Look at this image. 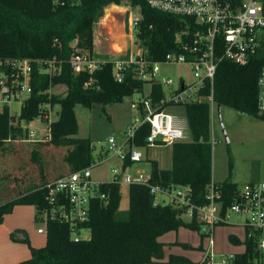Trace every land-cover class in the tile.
Here are the masks:
<instances>
[{
	"label": "trees",
	"instance_id": "trees-1",
	"mask_svg": "<svg viewBox=\"0 0 264 264\" xmlns=\"http://www.w3.org/2000/svg\"><path fill=\"white\" fill-rule=\"evenodd\" d=\"M121 2L83 0L77 4H61L54 3V0H0V60L27 59L31 65L32 89L16 123L15 115L10 114L8 108L0 112V151H12L8 148L21 133L19 123L31 122L43 115L45 111L41 106L44 103L58 104L60 109L58 118L50 123V139L38 144L66 150L56 166L53 179L48 180L42 175L14 191L15 196L10 194L9 199L0 204V221L5 209L16 204H32L39 212L46 205V183L91 164V139L77 137L76 105L91 108L95 104L119 103L124 97L142 90L144 82L134 78L130 72L122 81H116L109 61L99 63L92 73H75L69 63L75 49L93 55L94 22L106 5ZM130 2L140 6L142 19L138 35L148 55L159 60L167 52L176 50L174 35L186 26L187 20L153 9L145 0ZM48 60L52 61L51 74L38 65V61ZM263 64V57H256L245 65L219 62L212 85V101L264 120L257 105V78ZM86 82L90 84L85 86ZM57 84L66 86L64 96L48 93L49 88ZM152 91L155 98L162 96L159 85H154ZM209 92L207 87L203 96L207 97ZM184 110L191 138L172 143L169 168H161L157 160H149V183L188 186L191 200L197 206L208 203V186L213 183L221 193L222 208L226 209L234 201L239 186L228 178L212 182L210 104L207 100L189 103ZM147 132L148 124L140 126L132 144L144 146ZM33 158L42 162L37 148L33 151ZM130 164L129 159L124 163L125 167ZM98 190L104 197L97 194L90 199L88 219L78 225V228L88 229L89 240L73 239L68 223L48 220L44 246L30 247V258L15 264H152L163 258V243L158 240L159 236L186 226L197 230L201 239L204 238L195 218L186 222L181 217L182 211L171 204L154 205L155 197L145 184L128 185L126 210H120L119 184L102 182ZM229 239L239 243L233 236L229 235ZM244 245V251L234 254L231 264H264L254 262L260 256L254 239L245 237ZM179 262L188 263L184 258L169 256L168 263Z\"/></svg>",
	"mask_w": 264,
	"mask_h": 264
},
{
	"label": "built area",
	"instance_id": "built-area-1",
	"mask_svg": "<svg viewBox=\"0 0 264 264\" xmlns=\"http://www.w3.org/2000/svg\"><path fill=\"white\" fill-rule=\"evenodd\" d=\"M82 1L54 0V3L77 4ZM123 2L128 8H137L140 12L138 16H132L129 12L123 23V42L119 49L112 52L123 56L96 59L87 51L75 49L69 59L75 73H92L99 63L109 61L113 65L112 74L116 81H122L125 74L130 72L134 78L144 82L142 90L135 91L133 94L137 97L132 98L129 103L130 109L138 113L141 119L125 128V137L120 143H116L112 137L108 140V151L111 156L120 160L118 165L110 169L111 178L108 181L119 185L145 184L155 197L154 205L171 204L182 211L181 217H186L187 220H184L187 222L195 218L206 239L207 248L201 260L176 264H231L234 254L216 259L217 253L213 250L215 228L220 224H230L228 219L231 213L242 217L240 224L245 229V237L254 239L256 243L260 256L254 262H264V182L249 183L239 188L232 204L223 209L221 193L213 183L208 186V203L197 206L191 200L190 187L150 184V173L145 177L143 171H129L132 165L142 161L141 148L159 144L171 146L174 142L185 141L188 130L186 116L180 117L168 112V109L204 100L212 102V85L219 62L231 61L245 65L256 57L264 58V0H145L153 9L187 20L186 26L174 35L177 49L167 52L159 60L148 55V50L138 35L142 19L140 6L133 5L130 0H122L120 4L111 3L105 7L119 8ZM121 10L125 12L127 8L122 7ZM99 19L100 17L96 20L97 24L104 28L105 22ZM192 26L193 29L190 28ZM93 36L95 37L94 31ZM38 65L44 72L52 73L51 60L38 61ZM162 65L177 67V78L162 72ZM30 78L31 65L27 59L0 60V112L8 108L10 113L14 102L21 109L32 92ZM89 84L90 82H86L85 86ZM154 85H159L162 89V96L159 98H155L153 94ZM257 86L258 111L264 115V64L259 71ZM207 87L210 92L204 97ZM41 107L45 112L38 118L47 127L37 141L50 139L51 110L54 106L44 103ZM144 124H148L145 145L136 146L132 142L137 129ZM127 159L131 164L125 167ZM100 183L102 182L92 179L91 165L46 183V205L40 210L45 226L38 228L37 233H46L48 220L66 222L71 231L79 229L78 225L88 219L90 199L97 194L104 197L98 190ZM157 195L165 196L168 201L159 200Z\"/></svg>",
	"mask_w": 264,
	"mask_h": 264
},
{
	"label": "rangeland",
	"instance_id": "rangeland-1",
	"mask_svg": "<svg viewBox=\"0 0 264 264\" xmlns=\"http://www.w3.org/2000/svg\"><path fill=\"white\" fill-rule=\"evenodd\" d=\"M122 7H126L127 10L123 12ZM122 7L115 10L112 7L103 9L99 20L105 22L104 28L95 21L93 57L96 59L123 56L112 54L119 49V45L123 42L125 31L123 23L126 22L129 12L132 16H138L140 12L137 8H128L124 2ZM133 38H136L135 32H133ZM161 71L174 79L177 78L178 68L175 66L162 65ZM48 93L64 96L66 86L63 84L53 85L49 88ZM136 97L137 95L133 94L124 97L122 102L105 106L101 104H95L91 108L82 105L75 106V115L79 126L77 137H89L92 141L90 165L92 179L97 182L110 180V169L120 162L108 151L109 138L112 137L116 143H120L125 137V128L132 122L137 123L141 119L138 113L130 109L129 106L130 100ZM208 102L210 104V137L212 143V182H220L228 178L236 182L239 188L249 183L264 182V120L240 113L228 106L218 105L213 101ZM10 108V113L15 115L16 123L20 105L14 102ZM59 109L58 104L52 108V121L58 118ZM168 112L178 114L183 118L186 116L182 106L169 108ZM19 127L21 133H18L17 138L11 142L12 145L8 148L12 151H0V204L6 202L10 194L15 196L14 191L42 175L48 180L53 179L57 172L56 166L62 161L66 153L65 148L52 145L42 147L38 144L43 141H37V138L43 136L44 128L47 127L46 123L40 121L38 117L31 122L21 121ZM190 138L191 135L187 130L185 141H189ZM36 148L41 153L42 162L33 158V151ZM141 152L143 153L142 161L132 165L129 169L130 172L143 171L144 176H148L150 159L157 160L161 168L166 169L171 165L170 145H152L141 148ZM120 191V210H126L128 207V185H120ZM157 198L163 202L168 201L162 195H157ZM184 219L187 220L186 217ZM228 221L241 222L242 217L231 213ZM44 226L43 214L38 212L32 204H16L6 208L3 219L0 221V264L19 263L31 256L30 247L33 246L27 239L19 240L15 236L17 233L15 228L22 229V232L27 233L32 240H40L33 247L39 248L44 246L46 236L45 234L38 235L37 229ZM217 227L219 229L216 233L218 237L216 246L222 254H217L216 259H220V256H228L229 253L244 251L245 231L241 225L224 224ZM229 234H234L241 242L237 245L232 240L229 241ZM70 235L73 239H86L89 231L87 228H79L71 231ZM200 242V234L197 230L181 226L178 230L162 236L163 254H166L167 260L152 264H171L168 263V256L171 253L182 255L193 261L198 260L202 255V249L199 248ZM203 244L205 243L203 242Z\"/></svg>",
	"mask_w": 264,
	"mask_h": 264
},
{
	"label": "crops",
	"instance_id": "crops-1",
	"mask_svg": "<svg viewBox=\"0 0 264 264\" xmlns=\"http://www.w3.org/2000/svg\"><path fill=\"white\" fill-rule=\"evenodd\" d=\"M14 141V140H13ZM158 162V161H157ZM159 164V163H158ZM160 166V165H159ZM226 225V224H225ZM228 225H241L240 224V222H231L230 224H228ZM220 226V225H219ZM242 226V225H241ZM243 227V226H242ZM16 230V237H18V239L19 240H21V239H27V241L34 247L36 244H38L39 243V241L38 240H32L31 239V237L27 234V233H24V232H22V229H17V228H15ZM219 228L218 227H216L215 228V243H214V247H213V250L215 251V253H217V254H222V253H220L218 250H217V246H216V239L218 238L217 237V235H216V233H217V230H218ZM21 231V232H20ZM243 231H245V229H244V227H243ZM171 232V231H170ZM168 233V232H167ZM167 233H165V234H167ZM38 234V233H37ZM165 234H163V235H165ZM38 235H40V234H38ZM163 235H161V236H159L158 237V240L160 241V242H162V236ZM230 236H233L234 237V239H238V241H239V243L241 242L240 241V239L237 237V236H234V234H229ZM10 236H11V233H10ZM27 236V237H26ZM228 238H229V236H228ZM205 240V241H204ZM200 249H202V255H201V258H199L198 260H195V261H199V260H201L202 259V257H203V255H204V252H205V249L207 248V242H206V239L205 238H202L201 239V236H200ZM229 241H230V239H229ZM203 242L205 243V244H203ZM238 243V244H239ZM243 243H244V240H243ZM237 244V245H238ZM205 245V246H204ZM191 246H193V244H191ZM244 247H245V245H244ZM245 249V248H244ZM237 253H242V252H234V253H229V255L230 254H237ZM24 255V254H23ZM25 255H26V251H25ZM166 254H163V258H161V259H158V260H156L157 262H160V261H162V260H167L166 259V256H165ZM170 255H173V256H175V257H180V258H184L186 261H188V262H192L193 260H190L189 258H186V257H184V256H182V255H178V254H173V253H171ZM169 255V256H170ZM169 256H168V259H169ZM179 263H183V262H179Z\"/></svg>",
	"mask_w": 264,
	"mask_h": 264
},
{
	"label": "bare ground",
	"instance_id": "bare-ground-1",
	"mask_svg": "<svg viewBox=\"0 0 264 264\" xmlns=\"http://www.w3.org/2000/svg\"><path fill=\"white\" fill-rule=\"evenodd\" d=\"M117 7L113 6L112 9L115 10ZM116 45H118V43H115ZM120 47V46H119Z\"/></svg>",
	"mask_w": 264,
	"mask_h": 264
},
{
	"label": "water",
	"instance_id": "water-1",
	"mask_svg": "<svg viewBox=\"0 0 264 264\" xmlns=\"http://www.w3.org/2000/svg\"><path fill=\"white\" fill-rule=\"evenodd\" d=\"M219 107V106H218ZM90 239V236L86 237V240H89Z\"/></svg>",
	"mask_w": 264,
	"mask_h": 264
}]
</instances>
